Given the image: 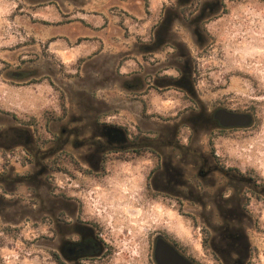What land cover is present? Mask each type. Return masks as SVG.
I'll return each mask as SVG.
<instances>
[{
	"label": "rangeland",
	"instance_id": "obj_1",
	"mask_svg": "<svg viewBox=\"0 0 264 264\" xmlns=\"http://www.w3.org/2000/svg\"><path fill=\"white\" fill-rule=\"evenodd\" d=\"M219 109L254 123L222 128ZM96 123L189 154L89 161L87 147L69 143L47 169L55 157L44 152L59 137H89ZM13 128H37L36 145L27 152L11 132L17 142L6 140ZM0 134V264H68L67 205L107 247L76 264H155L159 236L196 264H228L211 200L230 192L199 184L192 156L212 142L226 166L264 177V0H0ZM249 210L244 264H264V203Z\"/></svg>",
	"mask_w": 264,
	"mask_h": 264
},
{
	"label": "trees",
	"instance_id": "obj_2",
	"mask_svg": "<svg viewBox=\"0 0 264 264\" xmlns=\"http://www.w3.org/2000/svg\"><path fill=\"white\" fill-rule=\"evenodd\" d=\"M63 113H66V106L61 104ZM20 124L35 126L34 121L25 122L16 116H13ZM11 132L15 136L23 137L22 145L28 152L30 146L36 145L38 140V129H34V133L24 128H13L5 133L7 137ZM3 134H0V137ZM64 135V131L61 132ZM37 138V140H36ZM13 142L15 138H8L6 140ZM72 143L73 147H87L88 160H92L102 155L106 160L111 154H134L136 156H144L146 154H155L161 158L162 150L171 147L178 152L180 159H185L189 154L190 148L188 146H176L172 143L164 142L162 138L150 137H135L132 138L130 132L119 125L96 123L92 126V134L83 139H74L72 142L59 137L57 144L44 152V160H49L50 155L55 158L51 163L47 164V169L56 171V164L60 162L61 154H66L65 147ZM192 165L196 170L195 179L204 187L214 188L217 183L224 185L223 191H229L230 194H222L211 200V203L219 212L218 215L222 221L221 226L218 227L219 239L224 244L220 250L221 253L229 258L228 264H244L247 248L245 245V233L242 226V220L246 217H253L249 210L252 200L264 203V177L257 174L255 170L248 169L242 171L237 167H229L222 163L220 157L216 155L215 146L211 142L210 153L205 154L198 152L192 156ZM86 174H93L91 170H82ZM174 171H176L174 169ZM201 202V200H197ZM213 232L210 229L203 228V246L205 249H216L215 240L213 239ZM213 253H216L213 252ZM232 256H234L232 258ZM58 258V257H57ZM60 264V263H59Z\"/></svg>",
	"mask_w": 264,
	"mask_h": 264
},
{
	"label": "flooded vegetation",
	"instance_id": "obj_3",
	"mask_svg": "<svg viewBox=\"0 0 264 264\" xmlns=\"http://www.w3.org/2000/svg\"><path fill=\"white\" fill-rule=\"evenodd\" d=\"M213 121L220 126L214 115ZM63 212L68 217L65 222L64 239L61 247L64 261L68 264H76L100 259L104 250H107L103 240L96 236L95 231L86 229L81 225L79 218H77V209L72 210L67 205Z\"/></svg>",
	"mask_w": 264,
	"mask_h": 264
},
{
	"label": "water",
	"instance_id": "obj_4",
	"mask_svg": "<svg viewBox=\"0 0 264 264\" xmlns=\"http://www.w3.org/2000/svg\"><path fill=\"white\" fill-rule=\"evenodd\" d=\"M214 118L222 128H249L254 123V117L249 113H238L219 109L214 113ZM153 258L155 264H196L186 257L175 244L164 237H157L154 241Z\"/></svg>",
	"mask_w": 264,
	"mask_h": 264
}]
</instances>
